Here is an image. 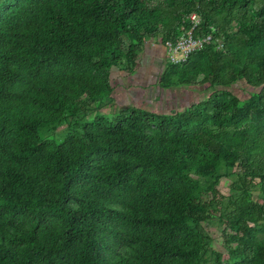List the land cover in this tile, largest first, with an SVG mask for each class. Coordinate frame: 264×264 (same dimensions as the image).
Returning <instances> with one entry per match:
<instances>
[{"label": "trees", "instance_id": "trees-1", "mask_svg": "<svg viewBox=\"0 0 264 264\" xmlns=\"http://www.w3.org/2000/svg\"><path fill=\"white\" fill-rule=\"evenodd\" d=\"M195 11L222 49L192 50L160 83L244 77L262 92L242 104L215 92L175 115L131 106L59 141L40 135ZM222 166L257 176L264 194V0H0V264H198L200 195ZM232 227L225 264H264V224Z\"/></svg>", "mask_w": 264, "mask_h": 264}, {"label": "rangeland", "instance_id": "rangeland-1", "mask_svg": "<svg viewBox=\"0 0 264 264\" xmlns=\"http://www.w3.org/2000/svg\"><path fill=\"white\" fill-rule=\"evenodd\" d=\"M194 13L195 36L203 38L207 34L210 35L198 48L221 50L224 38H214L212 32H198L202 15L199 11ZM191 23L189 14H186L177 27L175 37L168 38L174 41L177 37L184 36ZM236 28L237 25L233 24L228 29L232 32ZM214 29L215 26L212 27V30ZM165 40L163 34L145 39L136 49L132 63L124 58L121 64L109 69L110 89L106 94L74 113H65L57 125L41 128L40 135L47 140L59 141L70 130H78L83 119L93 120L99 116L116 119L131 106L175 115L192 106H199L215 92H226L228 98L236 97L238 104L245 102L251 95L262 92L263 84L252 85L244 77H239L227 85L212 84L209 81L199 84L162 85L160 79L163 74L168 72L174 63L179 62L170 56ZM124 45L125 50L131 46L128 38L125 39ZM215 173L218 176L216 190L211 192L204 189L200 195V202L205 208L200 210L201 215L198 216L199 229L203 235L201 259L198 264H225L235 257L236 245L231 238V233L235 231L232 227L234 221L237 220L243 227L264 224V194L257 176L249 173L229 174L224 166ZM198 177L201 186L205 187L206 179ZM249 209L252 210L250 214L247 213ZM255 234L263 244L264 232L258 231ZM239 249L241 246L237 247V251Z\"/></svg>", "mask_w": 264, "mask_h": 264}, {"label": "built area", "instance_id": "built-area-1", "mask_svg": "<svg viewBox=\"0 0 264 264\" xmlns=\"http://www.w3.org/2000/svg\"><path fill=\"white\" fill-rule=\"evenodd\" d=\"M189 18L192 23L186 34L178 38L174 43L170 40L166 41L170 56L178 61L186 59L192 50L197 49L203 43V40L210 37L209 34L205 35L203 38L195 36L194 29L196 26V13H190Z\"/></svg>", "mask_w": 264, "mask_h": 264}]
</instances>
